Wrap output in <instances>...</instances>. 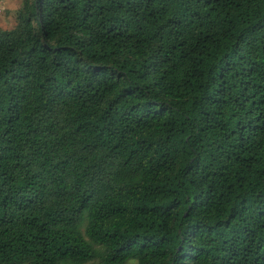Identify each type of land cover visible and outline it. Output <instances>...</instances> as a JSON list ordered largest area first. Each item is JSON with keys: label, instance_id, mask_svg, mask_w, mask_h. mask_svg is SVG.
Returning <instances> with one entry per match:
<instances>
[{"label": "trees", "instance_id": "1", "mask_svg": "<svg viewBox=\"0 0 264 264\" xmlns=\"http://www.w3.org/2000/svg\"><path fill=\"white\" fill-rule=\"evenodd\" d=\"M17 2L0 264H264V0Z\"/></svg>", "mask_w": 264, "mask_h": 264}, {"label": "crops", "instance_id": "2", "mask_svg": "<svg viewBox=\"0 0 264 264\" xmlns=\"http://www.w3.org/2000/svg\"><path fill=\"white\" fill-rule=\"evenodd\" d=\"M2 2H3L4 7L7 11H9L11 14L14 13V11L18 5L17 0H2Z\"/></svg>", "mask_w": 264, "mask_h": 264}, {"label": "rangeland", "instance_id": "3", "mask_svg": "<svg viewBox=\"0 0 264 264\" xmlns=\"http://www.w3.org/2000/svg\"><path fill=\"white\" fill-rule=\"evenodd\" d=\"M13 3H14V2H13ZM13 3H12V4H13ZM17 6H18V5H17ZM5 17H6V16H5ZM9 24H11V23L9 22Z\"/></svg>", "mask_w": 264, "mask_h": 264}]
</instances>
